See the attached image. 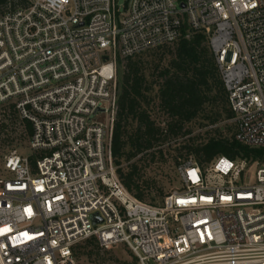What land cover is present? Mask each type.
Masks as SVG:
<instances>
[{
	"label": "built area",
	"instance_id": "1",
	"mask_svg": "<svg viewBox=\"0 0 264 264\" xmlns=\"http://www.w3.org/2000/svg\"><path fill=\"white\" fill-rule=\"evenodd\" d=\"M26 1L0 14V115L32 126L0 179V264H78L91 238L137 264H264L263 162L190 158L153 205L112 152L119 61L191 33L208 37L235 140L264 150V0Z\"/></svg>",
	"mask_w": 264,
	"mask_h": 264
},
{
	"label": "trees",
	"instance_id": "2",
	"mask_svg": "<svg viewBox=\"0 0 264 264\" xmlns=\"http://www.w3.org/2000/svg\"><path fill=\"white\" fill-rule=\"evenodd\" d=\"M19 5L25 6L27 1L0 0V14ZM117 76L113 158L121 182L138 200L159 205L155 198L147 201L152 185L144 179L142 164L149 158L151 161L164 158V151L156 148L172 140L177 143L185 136L190 137L174 149L177 168L190 158L203 168L219 157L264 163V150L243 146L235 140V126L227 128L231 136H226L219 127L222 122H231L234 114L208 37L203 33L184 34L172 47L163 46L119 61ZM158 114L166 120L160 122ZM7 117L12 122L18 116L11 110ZM20 121L30 139L31 124ZM193 124L206 130L204 134L193 135ZM8 128V124L0 123L1 131ZM88 241L100 246L95 238ZM80 247H74L76 259Z\"/></svg>",
	"mask_w": 264,
	"mask_h": 264
},
{
	"label": "rangeland",
	"instance_id": "3",
	"mask_svg": "<svg viewBox=\"0 0 264 264\" xmlns=\"http://www.w3.org/2000/svg\"><path fill=\"white\" fill-rule=\"evenodd\" d=\"M118 1L121 6H124L132 0ZM158 115L161 117L160 122L166 120L164 115ZM0 123L9 125L7 130H0V179H2L10 177L7 175L4 166L6 159L13 152H17L22 156L29 155V139L18 117L13 118L11 122L7 116L3 117V115H0ZM219 127L223 129V133L226 136H231L227 128H233L234 125L232 122H222L219 124ZM191 128L194 129L193 135L204 134L206 131L198 128V124L191 125ZM189 137L180 138L177 143L172 140L162 146H158L156 150L162 149L164 151V158L157 157L155 161H151L149 158L142 164L144 179L152 185L151 193L147 197L148 202H151V199L155 198L156 203L160 204L167 194L180 186V176L175 164L177 152L174 149ZM124 166H127V164H124ZM255 171V168L251 169L253 175H255ZM78 245L81 246L79 257L77 258L78 264H135L130 251L125 246L118 245L106 249L97 246L94 241L88 240Z\"/></svg>",
	"mask_w": 264,
	"mask_h": 264
},
{
	"label": "water",
	"instance_id": "4",
	"mask_svg": "<svg viewBox=\"0 0 264 264\" xmlns=\"http://www.w3.org/2000/svg\"><path fill=\"white\" fill-rule=\"evenodd\" d=\"M103 110L102 109H99L98 111H97V113L98 112H102ZM96 220V223H98V220L97 219H95Z\"/></svg>",
	"mask_w": 264,
	"mask_h": 264
}]
</instances>
